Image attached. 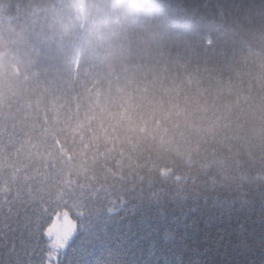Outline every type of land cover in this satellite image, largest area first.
<instances>
[{
    "label": "trees",
    "instance_id": "1",
    "mask_svg": "<svg viewBox=\"0 0 264 264\" xmlns=\"http://www.w3.org/2000/svg\"><path fill=\"white\" fill-rule=\"evenodd\" d=\"M0 175L176 221L154 264H264V0H0Z\"/></svg>",
    "mask_w": 264,
    "mask_h": 264
},
{
    "label": "snow or ice",
    "instance_id": "2",
    "mask_svg": "<svg viewBox=\"0 0 264 264\" xmlns=\"http://www.w3.org/2000/svg\"><path fill=\"white\" fill-rule=\"evenodd\" d=\"M174 223L112 200L72 199L30 176L0 175V264H154ZM230 234L218 229L216 242Z\"/></svg>",
    "mask_w": 264,
    "mask_h": 264
}]
</instances>
